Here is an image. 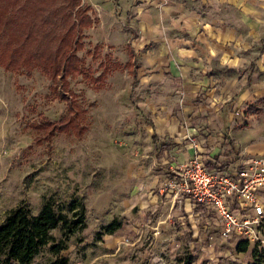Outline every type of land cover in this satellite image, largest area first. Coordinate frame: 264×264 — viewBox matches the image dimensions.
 Wrapping results in <instances>:
<instances>
[{"label":"rangeland","instance_id":"rangeland-1","mask_svg":"<svg viewBox=\"0 0 264 264\" xmlns=\"http://www.w3.org/2000/svg\"><path fill=\"white\" fill-rule=\"evenodd\" d=\"M129 2L118 0L114 11L126 15ZM96 13L97 22L81 36L84 72L68 81L83 112L81 135L71 130L47 136L36 129L64 115L66 101L50 92L52 81L41 70L25 74L0 66V222L22 201L37 213L46 197H76L86 206V226L67 240L68 264H180L187 254L191 264H246L250 249L237 252V238L221 235L211 214L198 222L178 201L170 211L166 195L157 193L164 173L140 79L127 74L126 44L101 34ZM145 198L155 201L145 205ZM113 219L122 222L113 233L97 232ZM52 257L45 246L30 264Z\"/></svg>","mask_w":264,"mask_h":264},{"label":"crops","instance_id":"crops-1","mask_svg":"<svg viewBox=\"0 0 264 264\" xmlns=\"http://www.w3.org/2000/svg\"><path fill=\"white\" fill-rule=\"evenodd\" d=\"M117 1L84 0L99 12L101 34L133 51L135 74H127L140 79L158 168L195 154L223 168L264 156V0H130L123 16ZM159 186L170 211L178 201L189 217L208 219Z\"/></svg>","mask_w":264,"mask_h":264},{"label":"trees","instance_id":"trees-1","mask_svg":"<svg viewBox=\"0 0 264 264\" xmlns=\"http://www.w3.org/2000/svg\"><path fill=\"white\" fill-rule=\"evenodd\" d=\"M96 22L97 17L82 0H0V66L25 74L41 70L52 81L50 92L67 103V111L57 121L43 120L35 126L47 136L71 130L81 135L86 129L83 112L70 95L68 81L84 72L78 56L83 47L81 36ZM129 47L130 60L125 66L133 76L134 55ZM103 74L96 81H101ZM159 148H166V144ZM206 166L212 167L209 163ZM121 224L113 219L97 232L113 233ZM85 226L86 206L79 198L63 201L46 197L37 213L22 201L9 208L0 222V264H30L45 246L53 255L45 264H68V256L63 253L67 240ZM55 229L59 234L54 233ZM261 232L264 236V223ZM233 238H237V252L250 249L246 264H264V243L235 235ZM180 262L191 264V255Z\"/></svg>","mask_w":264,"mask_h":264},{"label":"built area","instance_id":"built-area-1","mask_svg":"<svg viewBox=\"0 0 264 264\" xmlns=\"http://www.w3.org/2000/svg\"><path fill=\"white\" fill-rule=\"evenodd\" d=\"M165 165L159 192L203 207L219 225L224 237L237 236L264 243V156L240 166L207 167L195 154L185 161H161Z\"/></svg>","mask_w":264,"mask_h":264}]
</instances>
